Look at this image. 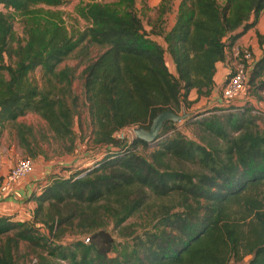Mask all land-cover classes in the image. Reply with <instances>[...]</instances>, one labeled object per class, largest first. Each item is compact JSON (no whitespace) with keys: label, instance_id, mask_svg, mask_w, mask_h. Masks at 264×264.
<instances>
[{"label":"trees","instance_id":"trees-1","mask_svg":"<svg viewBox=\"0 0 264 264\" xmlns=\"http://www.w3.org/2000/svg\"><path fill=\"white\" fill-rule=\"evenodd\" d=\"M68 1L0 0V133L12 123L26 157L36 158L33 127L17 122L33 112L74 150V69L59 66L99 46L82 77L93 144L104 153L69 176L50 175L31 195V220L0 214V264H20L17 256L30 251L28 264H229L248 256L246 264H264V131L252 107L198 121L200 142L167 121L149 156L142 152L148 142L115 136L129 126L150 129L163 111L179 114L195 102L192 90L196 100L209 97L217 63L256 26L264 0H180L169 29L146 25L137 0L81 1L75 10L85 27L74 31L62 11L46 8ZM38 68L42 86L30 76ZM249 92H264V53ZM140 213L148 217L142 232L124 225ZM111 226L124 242L117 244ZM67 235L79 237L67 242ZM23 242L30 251L19 255Z\"/></svg>","mask_w":264,"mask_h":264},{"label":"rangeland","instance_id":"rangeland-1","mask_svg":"<svg viewBox=\"0 0 264 264\" xmlns=\"http://www.w3.org/2000/svg\"><path fill=\"white\" fill-rule=\"evenodd\" d=\"M81 1H89V0H70L62 6L59 7H46L51 8L54 10H60L63 12V17L66 21V24L70 31H74L77 28H84L85 21L80 19L76 13V6ZM98 1H113V0H98ZM138 1L139 12L142 16L144 23L147 25L155 24L158 26H163L166 28H170L172 23L174 22L176 16V9H175V1L167 2L166 4L170 6V9L166 11V13L160 16V2L161 0H149V5L145 6L142 4L141 0ZM221 3L224 0H220ZM172 6V7H171ZM164 23V24H163ZM15 29L20 36H23V27L21 25L20 19L17 18L15 20ZM259 41V38H258ZM261 46V43L259 41ZM251 48V47H250ZM252 49V48H251ZM104 49L99 46H90L89 52L87 54L81 53V49L77 50L73 53L68 59H66L60 66L59 69L65 67L73 68V81L71 85V93L68 96V101L70 104L75 108V116L73 122V132L75 135L76 140V148L72 151L68 149L70 146L69 139H58L55 134L49 129L47 122L41 118L40 115L37 113L29 112L28 114L19 117V123H24L29 126L33 127L34 137L38 141L35 145L33 143V147L40 152V155L36 158H32L33 163L35 161H39L40 159H44L45 161H53L54 165L56 164V169H53L52 175H64L69 176L75 169L84 168L90 165H93L97 158L100 157L104 151L99 148L98 146L93 144V126L90 123V119L88 116V111L85 106L84 101V93H83V70L85 69L86 65L92 58H95L98 54H100ZM259 50V48H258ZM254 51V50H253ZM255 53V51H254ZM263 55V54H262ZM255 56L257 54L255 53ZM262 57V56H261ZM171 68V67H170ZM31 78L35 80L39 86L43 84L42 78V71L41 69H37L36 71L30 74ZM228 77V76H227ZM226 77V79H227ZM226 81V80H225ZM222 89V87H221ZM221 89L217 93V101L220 104L214 105L215 102L211 105L209 104L210 99L207 97H201V101L197 103L199 100H195L197 105L193 107L190 106L188 108L184 107L179 115H184V120L177 121L178 129L181 130L184 135L189 138L196 140L198 142L201 141L200 137L204 134L201 131V127L198 121L203 120L204 117L211 116V115H218L220 117H224V115L229 113H235L239 109L244 107H252L253 112L257 115V126L259 130L264 131V92L260 93L261 98L253 96L249 92V88L243 94V96L234 102V105H230L226 103L221 94ZM78 97L77 101L74 103L73 98ZM239 108V109H238ZM13 125L11 124V128ZM23 149L20 153L19 157L28 156L26 153V149L21 146ZM154 146H150L148 148L144 147L143 154L149 156ZM43 157V158H42ZM68 157H72L71 160L67 163ZM66 163V164H63ZM53 165V166H54ZM50 177V176H49ZM155 200L159 202V199L154 198L152 196L150 201ZM147 214L140 213L136 216L131 217L124 225L132 224L134 228H137L139 232H142L147 226ZM113 232V235L116 238L117 244L124 242L126 239L119 235V229H114L113 226L110 227ZM79 236L77 235H67L65 241L71 242L74 239H77ZM119 247V245L117 246ZM29 247L27 243L23 242L20 247L19 255L29 253ZM116 251V250H115ZM31 255L33 253L30 251ZM30 255V256H31ZM18 257L17 260L20 264H28L29 257ZM250 256L246 257L242 261L231 260L229 264H246Z\"/></svg>","mask_w":264,"mask_h":264},{"label":"crops","instance_id":"crops-1","mask_svg":"<svg viewBox=\"0 0 264 264\" xmlns=\"http://www.w3.org/2000/svg\"><path fill=\"white\" fill-rule=\"evenodd\" d=\"M175 3V9L177 10L180 0H176ZM258 33L264 35V10L261 12L256 26L243 33L235 43V45L251 47L257 54V59H259L264 53V43L260 46ZM166 59L172 71H175L171 58L167 56ZM233 63L232 48H229L226 52V59L217 63V72L214 78L215 88L213 93L207 97V99H210L213 96L210 99L209 104L212 105L214 102V105L220 104L219 101H217V93L221 87H223ZM197 97V91L192 90L189 99L194 101ZM200 101L201 98L197 103ZM197 103L194 102L191 106L193 107L194 105H197ZM11 124L7 125L0 133V180L8 173L16 160L20 158L19 155L23 151L19 146L17 131L14 127L11 128ZM71 158L72 157H68L66 162L68 163ZM56 162L58 163V161ZM56 164L54 165L53 161H45L44 159L35 161L33 170L26 177L13 183L9 191L6 193H0V214L14 216L17 220H31L36 207V202L31 199V195L35 192L37 194L42 192L49 182L48 177L52 175L53 169H56Z\"/></svg>","mask_w":264,"mask_h":264},{"label":"built area","instance_id":"built-area-1","mask_svg":"<svg viewBox=\"0 0 264 264\" xmlns=\"http://www.w3.org/2000/svg\"><path fill=\"white\" fill-rule=\"evenodd\" d=\"M232 56L234 63L221 89L222 98L229 106L234 105V102L239 100L249 88L250 71L257 60L255 53L249 46L234 45ZM136 128L137 126L123 128L117 131L115 136L121 140L132 139L136 137ZM33 168L32 158L26 156L18 158L8 173L0 180V193L3 194L9 191L13 183L26 177ZM88 240L87 238L85 241L88 242Z\"/></svg>","mask_w":264,"mask_h":264},{"label":"water","instance_id":"water-1","mask_svg":"<svg viewBox=\"0 0 264 264\" xmlns=\"http://www.w3.org/2000/svg\"><path fill=\"white\" fill-rule=\"evenodd\" d=\"M184 117V115H179L171 110L163 111L155 117L150 129L137 127L135 130L136 137L148 142L150 146H156L159 143L164 123L167 121H181L184 120Z\"/></svg>","mask_w":264,"mask_h":264}]
</instances>
